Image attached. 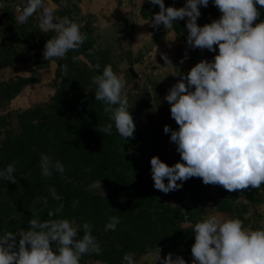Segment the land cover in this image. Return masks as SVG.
I'll list each match as a JSON object with an SVG mask.
<instances>
[{
    "label": "trees",
    "instance_id": "16d2710c",
    "mask_svg": "<svg viewBox=\"0 0 264 264\" xmlns=\"http://www.w3.org/2000/svg\"><path fill=\"white\" fill-rule=\"evenodd\" d=\"M171 2L165 0V5ZM156 6L150 1L142 10L143 16ZM257 6L261 15L253 23L264 19V6ZM200 8L199 24L218 18L213 0ZM17 13L12 7L0 12V69L26 61L33 68L30 75L15 74L0 80V168L14 163L17 178L0 177V233L27 229L35 213L41 219L75 217L79 223H92L101 246L99 252H85L80 264H122L125 253L132 254L137 264H149L140 262L141 258L158 253L159 248L161 257L171 252L173 258L182 255L190 263L195 242L193 225L210 207L240 216L251 227L264 224V184L228 190L193 175L178 189L164 192L154 187L151 157L158 154L170 164L179 160L171 156L175 151L170 146L174 142L171 132L164 131L165 124L179 127L171 116V105L163 99L168 90L151 89L147 80L142 82L131 69L135 56L128 36L122 38L128 40L123 42L126 48L118 52L112 40L100 42L93 14L82 13L73 0L60 4L57 15L78 21L86 33L85 41L65 57L52 58L56 63L50 82L54 91L46 100L15 113L6 110L5 105L24 86L40 81L36 73L52 63L45 59L43 49L55 30L42 31L35 16L21 23ZM186 21L187 17L177 18L172 28L185 42L190 63L201 56L213 58L215 52L188 45ZM73 55L82 58L73 60ZM109 63L115 71L123 72L127 81L129 109L136 124L134 135L129 137L121 136L114 125L110 134L100 130L109 122L110 113L105 111L104 101L95 99L91 78ZM42 154L61 160L65 171L53 170L51 176H44ZM99 180L102 189L89 187ZM53 186L60 200L53 197ZM50 211L53 217H49ZM113 215L119 217V223L115 229L106 228ZM152 264L163 261L157 258Z\"/></svg>",
    "mask_w": 264,
    "mask_h": 264
},
{
    "label": "clouds",
    "instance_id": "9594fccd",
    "mask_svg": "<svg viewBox=\"0 0 264 264\" xmlns=\"http://www.w3.org/2000/svg\"><path fill=\"white\" fill-rule=\"evenodd\" d=\"M66 2L25 0L16 17L24 23L39 11L40 29L55 30L43 49L46 60L65 57L86 39L78 21L57 15L60 4ZM151 3L160 6L151 21L154 26L163 23L168 33L173 21L187 17L188 45L215 52L213 58L199 60L186 73L173 72L180 79L165 98L179 127L165 124L164 131L171 132L170 139L181 158L170 164L158 154L151 157L154 187L168 192L196 175L204 183L220 184L228 190L259 188L264 184V19L253 22L261 15L257 5L264 6V0H213L221 15L202 25L198 23L200 5L207 6L209 0H186L179 7L165 5V0ZM101 23L106 25L107 21ZM162 55L165 63H173L167 54ZM81 58L72 56L73 60ZM91 79L95 99L104 101L105 111L110 113L109 122L100 130L110 134L114 125L121 136L134 135L136 124L124 91L125 74L109 63ZM40 166L46 177L53 170L65 171L64 163L49 154H42ZM15 171L14 163H9L0 168V177L15 181ZM101 185L99 180L89 187L102 189ZM50 191L61 199L54 186ZM75 203L78 200L73 207ZM53 216L50 211L49 217ZM118 223L119 217L113 215L105 226L115 229ZM28 225L18 232L0 233V264H80L85 252L101 249L90 221L79 223L75 217L41 219L35 213ZM81 229L83 235L79 234ZM192 231L195 242L191 264H264V224L251 227L240 216L212 212L195 222ZM157 256L163 264H189L184 256L173 258L171 252L161 257L160 248ZM122 264L137 261L125 253Z\"/></svg>",
    "mask_w": 264,
    "mask_h": 264
},
{
    "label": "crops",
    "instance_id": "0c3cea01",
    "mask_svg": "<svg viewBox=\"0 0 264 264\" xmlns=\"http://www.w3.org/2000/svg\"><path fill=\"white\" fill-rule=\"evenodd\" d=\"M73 1L78 3L82 13L93 14V23L100 35V42H106V36H108L113 39V42H119L121 45H124L123 48H126L123 42L129 40L133 55L135 56V61L131 67L132 72H140L143 76L148 74L147 76L151 77L148 81L150 80L153 88L169 90V88L180 79V76L174 75L173 72L179 71L181 73H186L199 60L203 58L211 59L207 56H201L191 64L189 56L185 54L186 44L177 36L175 29L170 28L167 33V28L163 23L159 26H154L151 23L154 19V14L160 10L159 4H156L157 6L152 8V11H146L148 13L146 17L143 16L142 10L150 4L151 0H142V4L141 0ZM171 1V5L177 7L182 6L186 2V0ZM18 14L19 12L17 15ZM40 15L41 13L37 11L32 16H35L39 20ZM102 21H107L106 25H102ZM125 35L128 36V40H122ZM173 36L176 37L169 40L173 38ZM156 47L157 50L155 53ZM123 48H121L120 51ZM162 54H167L173 63H165ZM55 67L56 63H54V70ZM140 80L144 81L145 76L144 79L142 78ZM165 96L166 94H163V99L167 101ZM167 102L170 104L169 101ZM173 149H175L174 152L177 151L176 147ZM238 200L245 201L243 197H238ZM262 209L264 214V208ZM212 212L222 211L210 207L203 217ZM222 213L228 215L225 212ZM193 259L194 257L191 255V261ZM191 261L189 264H191Z\"/></svg>",
    "mask_w": 264,
    "mask_h": 264
},
{
    "label": "rangeland",
    "instance_id": "374dc122",
    "mask_svg": "<svg viewBox=\"0 0 264 264\" xmlns=\"http://www.w3.org/2000/svg\"><path fill=\"white\" fill-rule=\"evenodd\" d=\"M3 1L9 2L10 0H3ZM8 8H11V7L7 5L5 9H8ZM220 15H221V12L218 8V17ZM106 37H107L108 42H110L111 40L113 41L112 38H109L108 36ZM112 44H113L114 50L117 52L120 51V49L123 48L124 46L118 42H112ZM126 46L127 44L125 43V47ZM32 68H33V65L30 61L17 62L10 67L0 69V80L7 79L8 76L15 75V74L30 75L32 72ZM36 75L39 76L40 81L24 86L21 93L5 105L6 110H12L15 113L22 108H26V107L31 106L34 103L44 101L49 97V95L54 91V88L50 84V82L52 81L54 77V63H51L49 67H46L40 70V72L36 73ZM147 75L146 74L144 75L145 81L147 80V82L150 83V80L148 81V79L151 77ZM150 87L151 89H154L151 83H150ZM124 91L127 95L128 92L126 88L124 89ZM170 146H171V150H173V148L175 147L177 149V145L175 144V142H170ZM171 156L172 158H179V159L181 158L180 154H177V152H174V151H172ZM157 258H158L157 252H152L148 255L143 256L140 262H148L149 264H152L153 262H156Z\"/></svg>",
    "mask_w": 264,
    "mask_h": 264
},
{
    "label": "built area",
    "instance_id": "2783aa9c",
    "mask_svg": "<svg viewBox=\"0 0 264 264\" xmlns=\"http://www.w3.org/2000/svg\"><path fill=\"white\" fill-rule=\"evenodd\" d=\"M24 4H25V0H10L9 2L0 0V12L2 10H4L7 5L14 8L17 12H20V11H22ZM137 76L140 79H142V78L144 79L143 74L140 72H137Z\"/></svg>",
    "mask_w": 264,
    "mask_h": 264
},
{
    "label": "water",
    "instance_id": "95a60500",
    "mask_svg": "<svg viewBox=\"0 0 264 264\" xmlns=\"http://www.w3.org/2000/svg\"><path fill=\"white\" fill-rule=\"evenodd\" d=\"M20 94V93H19Z\"/></svg>",
    "mask_w": 264,
    "mask_h": 264
}]
</instances>
